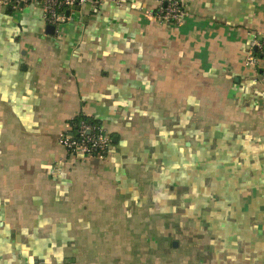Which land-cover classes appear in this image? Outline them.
<instances>
[{
  "label": "crops",
  "instance_id": "obj_1",
  "mask_svg": "<svg viewBox=\"0 0 264 264\" xmlns=\"http://www.w3.org/2000/svg\"><path fill=\"white\" fill-rule=\"evenodd\" d=\"M0 0V264H264V0ZM84 114L105 158L60 142Z\"/></svg>",
  "mask_w": 264,
  "mask_h": 264
},
{
  "label": "built area",
  "instance_id": "obj_2",
  "mask_svg": "<svg viewBox=\"0 0 264 264\" xmlns=\"http://www.w3.org/2000/svg\"><path fill=\"white\" fill-rule=\"evenodd\" d=\"M2 3L12 7L37 3L42 8L45 23L54 25L58 29L59 26L68 22L72 12L84 4H91L97 8L101 4V0H2ZM155 15L161 20L180 24L186 15L185 5L180 0H162ZM246 62L260 70V76L264 81V37H258L255 34ZM60 142L72 155L105 158L110 149L112 138L102 124H93L82 120L77 130H73L71 126L63 131L60 135Z\"/></svg>",
  "mask_w": 264,
  "mask_h": 264
},
{
  "label": "trees",
  "instance_id": "obj_3",
  "mask_svg": "<svg viewBox=\"0 0 264 264\" xmlns=\"http://www.w3.org/2000/svg\"><path fill=\"white\" fill-rule=\"evenodd\" d=\"M256 52L259 53L258 51H256ZM82 120H87L93 124H101L99 121H97L96 119H94L92 117H89V116L84 115V114H79L70 121L73 130H77V128H79Z\"/></svg>",
  "mask_w": 264,
  "mask_h": 264
},
{
  "label": "water",
  "instance_id": "obj_4",
  "mask_svg": "<svg viewBox=\"0 0 264 264\" xmlns=\"http://www.w3.org/2000/svg\"><path fill=\"white\" fill-rule=\"evenodd\" d=\"M69 13V11H67ZM55 31V26L54 25H47L46 27V33L53 34Z\"/></svg>",
  "mask_w": 264,
  "mask_h": 264
}]
</instances>
